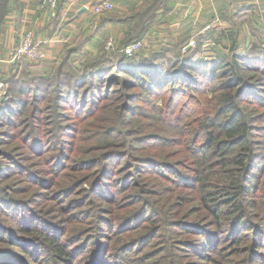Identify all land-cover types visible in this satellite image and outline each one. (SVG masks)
I'll list each match as a JSON object with an SVG mask.
<instances>
[{
	"label": "trees",
	"instance_id": "obj_1",
	"mask_svg": "<svg viewBox=\"0 0 264 264\" xmlns=\"http://www.w3.org/2000/svg\"><path fill=\"white\" fill-rule=\"evenodd\" d=\"M228 1L230 0L216 3L222 10L217 19L229 25L227 28L212 26L211 16L197 30L183 32L173 43L167 44L165 39L158 42L155 40L152 49L147 53L143 51L145 54L137 51L126 56L119 49L131 41L141 40L146 31L152 28L150 22L153 15L147 16L145 21L143 17L153 2L146 3L143 13L134 14L129 19L131 37L122 45L115 43L112 50L107 51L102 45L97 47L96 53L89 50L87 45H90L94 36V33L90 32L78 35L65 45L51 65L24 59L11 62L6 70L0 68V82L8 85L7 91L10 94L9 99L0 100V125L5 129L19 128L23 113H28L29 110L43 113L49 108L52 118L57 114L59 119L69 118L67 111H71L77 118L74 116L75 120L70 122L72 124H62V128L78 130L81 142L85 133L92 132L89 120L93 118L96 127L100 122L101 125L104 121L103 112L100 111L115 105V112L117 110L120 114V122L115 125L117 127L114 126L115 123L108 125L118 129L103 130L106 127L103 126L100 132L96 130L98 141H104L100 145L114 150L113 153L107 154L106 158L98 159V175L95 181H92L96 191L101 183L107 184L105 179L109 169L108 162L115 154H121V158H131L140 172H151V166L162 167L164 171L159 173V179L174 182L177 188L191 192L201 191L199 205L191 214L201 213V218L209 220L210 230L202 228L199 231L197 222L185 217L188 214L183 216L185 220H175L177 214L170 212V209L175 210L181 203L190 201L187 199L189 197H173L177 188L168 185L157 193L145 183L133 181L130 188H137L134 191L140 195L137 198L142 204L120 225L143 229L142 234L137 236V239L141 240H137L134 245L147 244L151 238L159 236L167 250H177L176 245H180L194 249L204 247L212 251L214 244L225 234L230 242L236 245L247 238L245 235H249L250 255L264 250V213L259 211L264 201L258 202L261 199L258 177L263 173V166L258 159L261 144L257 141L258 132L264 129L254 125L256 107H264V91L258 88L264 87L263 11L256 4H242L240 8L236 7L230 11ZM7 2L8 0H0V33L7 15ZM59 3L60 0L57 16L53 19L58 18ZM190 40L196 43L195 46L182 52V47ZM207 41L213 43L214 54L210 59L203 58L202 52ZM113 89L114 96L109 97L110 90ZM48 100L53 101L50 106L46 105ZM106 100L110 101V104L105 105ZM142 105H146L148 114L139 111ZM113 110L114 108L110 107L107 111ZM46 116H42L41 121H45ZM29 117L35 119V115ZM151 117L160 122L154 127L155 131L148 135L143 134L142 129H137L138 123L140 119L148 120ZM109 121L112 122L110 119ZM27 133L32 146L38 148L42 144L43 136H35L31 130ZM60 141L62 152L52 164L56 161L59 165L67 159L66 148L71 146L72 142L65 138ZM144 143H151L149 146L153 148L175 145L178 150H169L166 155L133 154L134 151L143 149L138 145ZM174 156H179L181 161L187 162L192 174H183L169 163L167 159ZM59 166V169L66 168L65 164ZM82 168L85 169L83 163L76 167L75 171L79 172ZM130 168L122 169L127 172L116 181L121 188V194H124L130 184ZM167 171L173 173L179 181L166 175ZM5 172L6 168L0 162V192L2 178L7 175ZM57 172L58 170L48 172L49 177H60L55 174ZM76 178L78 176H72V179ZM82 182L83 179L79 183ZM47 183L51 190L50 179ZM114 188L115 185L112 184V189ZM252 194L257 195L250 198ZM48 196L49 193L45 199ZM162 196L168 198L163 199ZM91 198L94 200L89 201L91 212L84 211L83 215L94 217L93 224H99V231L104 230V222L112 229L110 218L100 216L101 212L107 213V210L96 207V197ZM102 199L109 203L116 201L114 197L104 196ZM12 202L6 195H0L1 205ZM129 204L133 205L134 202ZM253 206L258 214L255 221L251 222L248 209ZM175 211L179 213L178 210ZM33 215L30 220L37 221L38 218ZM23 224L26 225L16 224L19 232L38 235L26 237L33 246L32 252L39 253L40 256L41 250L49 253L52 251L57 258L55 264L75 263L78 254L68 258L67 254L70 253L64 249L61 238L59 240V237L38 226L32 227L29 222ZM211 226L215 230H212ZM242 227L252 229L251 234L244 235ZM185 233H190L195 238H180V235ZM99 241L101 243L102 240ZM89 244L90 242L81 250L84 251ZM65 247L67 249L66 245ZM107 248L105 244L95 249L93 257L88 260L89 264H98L101 259L106 260ZM231 256V253L224 254L226 262ZM254 256L260 257L257 254ZM251 259L256 261L255 258ZM35 261L43 264L39 257ZM117 263L112 260L109 262Z\"/></svg>",
	"mask_w": 264,
	"mask_h": 264
},
{
	"label": "rangeland",
	"instance_id": "obj_2",
	"mask_svg": "<svg viewBox=\"0 0 264 264\" xmlns=\"http://www.w3.org/2000/svg\"><path fill=\"white\" fill-rule=\"evenodd\" d=\"M204 2L205 0H193L192 4L198 3L201 7L204 5ZM180 18L182 17L177 16L176 21L180 22ZM216 23H218V21H216ZM104 42L102 44L103 48ZM143 51H145L144 47L138 52ZM202 52L203 58L210 59L214 54L213 43L203 47ZM11 57L0 58V68L4 70L9 68ZM7 88L8 85L5 82H0L1 98L4 97V94L7 96V99L10 98ZM258 88L264 91L263 86H258ZM114 89L110 90L109 97L114 96L112 95ZM52 103V100H48L46 105L50 106ZM104 104L108 105L110 101L106 100ZM110 107H113L114 110L107 111ZM110 107H107L104 111H100L103 112L102 120L104 121L101 125L100 122L96 127L94 125L95 120L93 118L89 120L92 125V127L89 128L92 129V132L85 133L81 142L80 132L78 130L77 132L71 129L69 130V128L66 127L62 128V124H72L70 122L77 118V115H74L71 111H67L69 118L63 117L59 119L57 114L52 118L49 108H46L43 113L35 112V110L30 111L28 108L29 112L23 113L19 128L9 130L0 125V162L4 164L7 172V175L2 178L3 182L0 195H6L7 198L13 201L11 204H0V264H10L8 261L12 262L11 264H41L35 261L38 257L43 264L56 263L57 258L52 251L49 253V251L45 252L41 250L40 256L39 253L32 252L33 246L26 237H38V235L19 232L16 229V224L26 225L23 224L24 222L31 223L32 227L38 226L44 231L59 237V240L61 238L64 249L70 253L67 254L68 258L78 254L73 264H89L88 260L93 257L95 249L101 245L105 246V244L106 247H108V255L106 260L101 259L98 261V264H109L111 260L113 262H118L117 264H264V250H261V253L255 252L253 255H250L248 240L250 236L245 234H251L252 229H248L247 227L241 228L245 235L244 237L246 238L247 236L241 243L239 242L236 245L230 242L227 235L223 234L220 240L214 244L212 251L206 250L207 248L204 247L202 249L197 248L199 250L197 251V249L180 245H176L177 250H167L160 241L159 236L151 238V241L147 244L143 243L140 246V243H138L134 245L137 240H141L137 239V236L142 234L143 229H141V227L133 229L129 225H120L124 219L131 217L138 209L139 205L142 204V201H139L140 199L137 198L140 195L134 191L137 188L135 187L134 190L130 188L133 181L143 182L148 185L149 188L151 187L153 190L157 191V193L167 185L174 188L177 187L174 186V182L171 183L159 179V173L164 171L162 167L151 166L149 169L151 172H140L131 158H127V156L121 158L122 156L120 152H118L120 155L115 154V157L108 162L109 169L107 178L105 179V182H107L105 185L107 186L101 183L97 191L93 188L92 181H95L98 175V159L106 158L107 154H111L114 151L100 145V143L104 141H98L96 131L98 130L100 132L103 126H106L103 130L110 128L114 130L118 129L115 128L117 127L115 125L120 122V114L117 110L115 112V105H110ZM134 108H136L135 105ZM255 110L257 118L255 117L256 121L254 125L264 129V107H256ZM80 111L82 110L80 109ZM139 111L148 114L146 105H142ZM31 115H35V119L29 117ZM42 116H46L47 119L41 121L43 118ZM65 118L67 119V123H65ZM108 118L112 122H110ZM159 122L160 121L155 119V117L148 118V120L140 119L137 129H142L143 134L148 135L155 131L154 127L157 126ZM110 123H112L111 125L115 123V127L108 125ZM30 130L35 136H43L42 144H40L38 148L32 146L31 141L28 139L29 134L27 132H30ZM172 136L176 138L175 135ZM62 138L71 140L72 142L71 146L68 145L66 148L68 151L67 159L62 163H60L61 161L59 162V165L64 166L65 164V169H59L60 166L56 164V161L52 164L56 156L62 152L61 145H59ZM257 141L261 144V150L258 152V159H260L261 165L263 166V173L261 172V175L258 177L260 178L258 182L260 183L261 189V199L258 200L259 202L261 200L264 201V130L258 132ZM149 145L152 144L144 143L143 145H138L143 149L134 151L133 154L136 156H149L155 154L166 155L170 152L169 150H178V146L175 145H166V147L162 148L158 146H154L153 148ZM165 158L167 159V157ZM167 160L183 174H192V172L189 171V164L181 161L182 159H180L179 156L169 157ZM81 163L85 165V169L82 168L79 172L75 171V168L80 166ZM181 164L184 166L180 167ZM123 167H131L128 169V181H130V184L127 186L128 189L124 191V194H121V192L119 193L121 188L116 181L122 177L124 172H127L122 171V169H124ZM55 170H58L55 174L60 177H49L50 174L48 172ZM166 175L172 179H177L171 172L167 171ZM72 176H78V178L72 179ZM48 179H50L51 190L47 183ZM82 179L83 182L80 184L79 182ZM177 180L179 181V179ZM110 182L115 185L114 189H112V184H108ZM48 193L50 196L45 199ZM185 193L188 194L186 195ZM200 193L201 191L191 192V190L188 189L177 188L172 196H186L189 197L187 199L190 201L185 204L181 203L180 207L175 209L178 210L179 213L171 209L170 212L172 214H177L175 220L183 218L186 213L188 214L185 216L186 218L197 222L198 230L202 228L210 230L209 220L201 218V213L195 215L191 214V211L199 205L198 200ZM255 195L252 194L250 198H253ZM94 196L96 197V207L107 210V213L101 212L100 216L110 218L112 221L111 224L113 225L112 229L104 222V230L99 231V224H93L95 218L88 216V214L83 215L84 211L87 213L91 212L89 201L93 200L91 197ZM104 196L114 197L116 201L113 203L105 202L102 199ZM167 196H162L161 198L167 199ZM132 202H134L133 205L129 204ZM259 211L264 213V203L261 205ZM248 212L251 222H254L258 214L257 210L253 206V208L251 207L248 209ZM32 214H34L33 217L38 218L37 221L34 219L30 220ZM185 219L183 218L180 220ZM29 227L32 228L31 226ZM122 228H124V230ZM211 228L215 230L212 226ZM6 230L9 231L7 232ZM177 232L180 231L177 230ZM180 236L182 239L195 238V236L190 233L181 234ZM175 237L177 238V235ZM99 240H102L101 243ZM89 242V246L82 251L81 249H84ZM225 253L232 254L227 262L224 259ZM255 254L260 257L256 258V256H254ZM108 257L111 259L107 260ZM251 258H255L256 261L253 262Z\"/></svg>",
	"mask_w": 264,
	"mask_h": 264
},
{
	"label": "crops",
	"instance_id": "obj_3",
	"mask_svg": "<svg viewBox=\"0 0 264 264\" xmlns=\"http://www.w3.org/2000/svg\"><path fill=\"white\" fill-rule=\"evenodd\" d=\"M101 1L103 0H60L58 18L53 19L42 0H8L7 15L0 33V58L13 57L21 34L27 30L33 32L35 42L44 53L42 62L40 61L44 65H51L56 61L64 46L81 34L94 33L90 45H87L93 53H96L97 47H102L107 38H113L115 43L122 45L132 35L129 19L134 14L143 13L148 2H153V5L144 14L143 20L152 15L153 19L150 22L152 28L141 39L146 53L153 48L155 40L158 42L165 39L167 44L173 43L183 32L197 30L211 16L212 26H229L217 19L222 10L216 3L219 1L221 4L224 0H205L201 7L198 3L193 5V0H110L113 4L111 10L94 16L90 8ZM228 2L230 11L240 8L242 4H256L263 11L261 15L264 18V0ZM177 16L182 17L180 22L176 21ZM210 44L207 41L204 47ZM12 57L10 64L14 62ZM4 62L6 63L5 60Z\"/></svg>",
	"mask_w": 264,
	"mask_h": 264
},
{
	"label": "built area",
	"instance_id": "obj_4",
	"mask_svg": "<svg viewBox=\"0 0 264 264\" xmlns=\"http://www.w3.org/2000/svg\"><path fill=\"white\" fill-rule=\"evenodd\" d=\"M43 4L45 6V9L47 10V13L52 18H55L57 16V6L59 0H42ZM254 2H259L261 0H252ZM113 4L110 0H103L101 2L95 3L91 8L90 11L95 16L102 15L106 12H109L111 10ZM46 42V41H45ZM115 42L113 38H107L104 42V49L105 50H112V48L115 47ZM196 43H194L193 40H190L187 42L186 45L182 47V52H186L189 48H192L195 46ZM142 47H144L143 42L141 40H135L129 42L126 46H123L119 49L120 52H122L126 56H130L133 53L139 51ZM44 57V53L41 50V47L38 46V44L35 42L34 34L32 31L27 30L24 31L21 34L19 44L17 46V49L14 51L12 60L14 61H20V60H30L33 62L41 61ZM4 99H7V96L2 97ZM1 99V97H0Z\"/></svg>",
	"mask_w": 264,
	"mask_h": 264
}]
</instances>
